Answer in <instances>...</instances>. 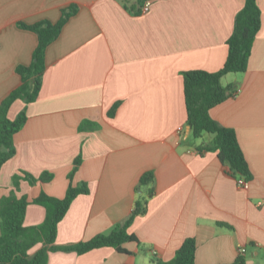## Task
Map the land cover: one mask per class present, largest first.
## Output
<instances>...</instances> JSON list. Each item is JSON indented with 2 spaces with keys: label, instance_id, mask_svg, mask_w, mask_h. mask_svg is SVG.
<instances>
[{
  "label": "crops",
  "instance_id": "0c3cea01",
  "mask_svg": "<svg viewBox=\"0 0 264 264\" xmlns=\"http://www.w3.org/2000/svg\"><path fill=\"white\" fill-rule=\"evenodd\" d=\"M244 3L152 0L146 13L134 15L119 0H0V103L20 85L15 68L30 64L37 45V36L17 24L55 23L64 8H78L46 49L37 99L17 100L8 111L14 120L23 110L26 121L0 169V200L25 197L23 224L32 227L45 217L32 203L41 193L62 199L69 184H85L88 194L72 201L57 226L54 244L71 246L127 220L146 196L141 176H154L146 211L127 230L138 241L123 245L127 254L110 247L53 251L47 264L169 262L188 238L195 240V264H264V0H257L261 27L246 71L221 79L238 92L209 112L235 132L248 189L237 186L216 152H198L212 136L193 139L183 94V72L223 66ZM23 172L53 177L30 184Z\"/></svg>",
  "mask_w": 264,
  "mask_h": 264
},
{
  "label": "trees",
  "instance_id": "16d2710c",
  "mask_svg": "<svg viewBox=\"0 0 264 264\" xmlns=\"http://www.w3.org/2000/svg\"><path fill=\"white\" fill-rule=\"evenodd\" d=\"M124 8L134 15L141 13L145 2L152 0H119ZM78 8L70 5L61 11L60 19L52 23L42 20L34 24L18 23L20 29L33 32L37 36V45L33 50L31 62L19 65L15 72L20 76V85L12 90L0 103V169L14 155L13 136L26 121L22 110L14 119L7 117L11 105L21 100L25 104L34 102L40 92L42 77L46 68L45 52L61 34L64 25L73 17ZM261 27V13L257 0H245L243 8L236 14L233 31L227 40V56L223 66L213 73L191 70L182 73L183 94L186 111V124L193 138H200L204 133L212 135V141L198 148V152H216L220 163L228 167L232 175L250 179V172L244 156L237 143L232 129L220 126L211 116L210 110L234 96V86H222L221 79L228 74L244 73L250 55L253 40ZM114 104L108 112L112 117L118 108ZM79 158L74 161L70 176L79 166ZM24 178L34 184L37 181L46 183L52 179V174L43 173L38 178L24 173ZM152 172L143 174L138 187L146 189V196L141 197L134 205L130 216L123 223L117 224L108 235H97L90 240L71 246H56L57 226L66 215L72 201L79 195L88 194L85 184L72 186L69 184L62 199L50 197L41 193L32 203L45 209V217L41 224L32 227L24 226L26 208L29 201L25 197H5L0 200V264H47L48 254L53 251L75 252L79 255L91 250L110 247L118 253H128L123 245L136 242V237L128 233V228L134 218L146 211L147 199L152 196ZM40 245L32 255L29 251ZM196 244L192 238L185 239L174 257L169 262L156 261L154 264H195ZM233 264H243L238 259Z\"/></svg>",
  "mask_w": 264,
  "mask_h": 264
},
{
  "label": "built area",
  "instance_id": "2783aa9c",
  "mask_svg": "<svg viewBox=\"0 0 264 264\" xmlns=\"http://www.w3.org/2000/svg\"><path fill=\"white\" fill-rule=\"evenodd\" d=\"M148 6H149V2H145V4L142 7L141 12L142 13H146L148 11ZM237 92L238 91L235 92L234 96L237 94ZM248 185H249V183H248V181L245 178L239 177L237 179V186L238 187H240L242 189H248ZM238 253L239 254H244L245 253V248L239 249V252Z\"/></svg>",
  "mask_w": 264,
  "mask_h": 264
},
{
  "label": "rangeland",
  "instance_id": "374dc122",
  "mask_svg": "<svg viewBox=\"0 0 264 264\" xmlns=\"http://www.w3.org/2000/svg\"><path fill=\"white\" fill-rule=\"evenodd\" d=\"M204 136L208 138L209 136H212V135L204 133ZM193 139L196 140V141H199V139H197V138L196 139L193 138Z\"/></svg>",
  "mask_w": 264,
  "mask_h": 264
}]
</instances>
